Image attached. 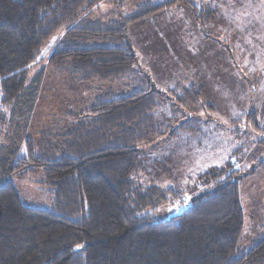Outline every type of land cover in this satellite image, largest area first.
Segmentation results:
<instances>
[{
	"label": "trees",
	"instance_id": "trees-1",
	"mask_svg": "<svg viewBox=\"0 0 264 264\" xmlns=\"http://www.w3.org/2000/svg\"><path fill=\"white\" fill-rule=\"evenodd\" d=\"M103 1L0 0V121L7 110L10 122L28 118L48 68L80 83L119 84L97 94L83 116L64 113L70 123L48 118L33 128L37 139L25 136L27 152L16 157L10 147L17 148L20 130L12 140L0 126V264H264V223L250 249L239 246L245 230L240 184L255 171L229 162L200 174V184L190 189L192 205L168 218L187 201L179 184H163L168 169L159 162L175 131L157 111L174 92L157 89L142 74L129 36L134 21L144 26L147 17L175 5L191 9L205 30L215 9L193 0H147L124 17L114 11L109 19L91 17ZM60 30L47 67L33 73ZM202 95L191 85L175 99L185 104ZM249 117L255 142L264 145L256 132H264V120L261 127L254 113ZM38 171L52 196L50 208L25 204L9 178ZM163 205L171 209L159 217Z\"/></svg>",
	"mask_w": 264,
	"mask_h": 264
},
{
	"label": "rangeland",
	"instance_id": "rangeland-1",
	"mask_svg": "<svg viewBox=\"0 0 264 264\" xmlns=\"http://www.w3.org/2000/svg\"><path fill=\"white\" fill-rule=\"evenodd\" d=\"M144 1L147 0H127L120 4L118 0L117 4H112L110 0H104L100 11L91 17L109 19L113 17V11L124 17ZM193 1L215 9V19L205 30L194 20L191 9L176 5L155 13L154 17L150 15L144 20V26L139 20L134 21L129 27V36L142 74L148 73L157 89L174 92V96L167 97L157 111L158 120L169 125L168 130L174 126L175 131L174 137L168 136L159 150V162L168 169L161 177L163 184H179L188 200L191 187L200 184L199 175L206 171L224 168L229 162L234 167L255 171L240 184L245 230L239 246L248 250L254 245L252 240L262 236L264 223V145L255 142V129L249 117L254 113L256 122L262 127L264 0ZM61 33L62 30L45 45L37 58L38 63L32 66L33 73L43 65L47 67V59ZM44 74L33 111L25 116L28 118L24 120L28 121L24 123L16 115L12 117L14 122H10L7 109L6 119L0 121L1 127L8 128L12 140H16L15 135L20 130L17 148L13 144L10 147L15 157L27 152L25 138L29 134L33 136V128L41 129V123H47L48 118L70 123L73 119L64 117V113L73 111L83 116L97 94L119 85L100 81L80 83L65 74H58L53 68H48ZM191 85L203 89L201 99L188 97L187 103H176V95H182ZM180 120L184 124L191 121L190 125L194 127L179 128L174 121L179 123ZM256 132L258 139H264V132ZM3 142L11 144L9 140ZM9 178L25 204L50 208L52 196L44 185L41 172L10 175ZM169 209L171 207L163 205L158 216L169 214Z\"/></svg>",
	"mask_w": 264,
	"mask_h": 264
},
{
	"label": "water",
	"instance_id": "water-1",
	"mask_svg": "<svg viewBox=\"0 0 264 264\" xmlns=\"http://www.w3.org/2000/svg\"><path fill=\"white\" fill-rule=\"evenodd\" d=\"M192 205L191 200H187L185 203L180 205L176 210L171 212L168 216V218L176 217L178 215H181L185 210H187Z\"/></svg>",
	"mask_w": 264,
	"mask_h": 264
},
{
	"label": "crops",
	"instance_id": "crops-1",
	"mask_svg": "<svg viewBox=\"0 0 264 264\" xmlns=\"http://www.w3.org/2000/svg\"><path fill=\"white\" fill-rule=\"evenodd\" d=\"M175 6H176V5H175ZM175 6H174V7H175ZM165 10H166V9H165Z\"/></svg>",
	"mask_w": 264,
	"mask_h": 264
}]
</instances>
